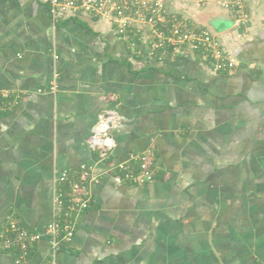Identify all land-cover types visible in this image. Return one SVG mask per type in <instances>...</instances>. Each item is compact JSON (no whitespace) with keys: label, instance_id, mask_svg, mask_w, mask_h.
Returning <instances> with one entry per match:
<instances>
[{"label":"crops","instance_id":"0c3cea01","mask_svg":"<svg viewBox=\"0 0 264 264\" xmlns=\"http://www.w3.org/2000/svg\"><path fill=\"white\" fill-rule=\"evenodd\" d=\"M164 1L213 32L235 68L216 73L187 46L152 53L102 19L53 21L39 0H0V231L14 220L43 232L56 177L83 164L94 177L56 264H264V38L253 27L243 39L217 0ZM104 108L119 115L106 157L87 146ZM149 149L151 182L113 180L115 164ZM49 253L43 236L0 264Z\"/></svg>","mask_w":264,"mask_h":264},{"label":"built area","instance_id":"2783aa9c","mask_svg":"<svg viewBox=\"0 0 264 264\" xmlns=\"http://www.w3.org/2000/svg\"><path fill=\"white\" fill-rule=\"evenodd\" d=\"M48 7L53 21L68 18H97L109 22L117 34L130 39L134 34L145 37L152 53L176 50L187 46L204 61H213L214 72H228L235 68V57L223 49L217 36L206 27H198L188 18L171 13L164 0H39ZM222 8L240 20L244 0H217ZM53 74L51 90L56 89ZM119 123L113 108H104L87 137V146L106 157L115 147L111 129ZM154 152L149 149L114 165L113 180L118 184H145L155 177ZM94 179L91 167L83 164L75 171H64L54 180V212L43 232L29 230L11 220L0 231V252L16 255V261L26 258L34 245L46 236L50 243L49 259L42 264H56L60 245L69 243L75 233L78 216L89 207L91 196L86 182Z\"/></svg>","mask_w":264,"mask_h":264},{"label":"rangeland","instance_id":"374dc122","mask_svg":"<svg viewBox=\"0 0 264 264\" xmlns=\"http://www.w3.org/2000/svg\"><path fill=\"white\" fill-rule=\"evenodd\" d=\"M206 1L207 0H203V2ZM244 2L245 7L243 9V14H246L247 16L239 23L244 31L242 33V36L244 37L243 39H247V41H250L248 39L256 37L251 35L253 30L251 32L250 30H248V28L250 29L253 27H255L257 37L264 38V0H244Z\"/></svg>","mask_w":264,"mask_h":264},{"label":"water","instance_id":"95a60500","mask_svg":"<svg viewBox=\"0 0 264 264\" xmlns=\"http://www.w3.org/2000/svg\"><path fill=\"white\" fill-rule=\"evenodd\" d=\"M225 20H226V18L224 16L218 15V16H216L215 18H213L210 21L209 26H214L216 22H218V21H225Z\"/></svg>","mask_w":264,"mask_h":264}]
</instances>
